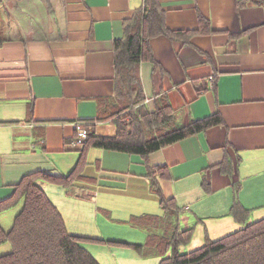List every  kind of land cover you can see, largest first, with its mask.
Masks as SVG:
<instances>
[{
    "label": "crops",
    "instance_id": "1",
    "mask_svg": "<svg viewBox=\"0 0 264 264\" xmlns=\"http://www.w3.org/2000/svg\"><path fill=\"white\" fill-rule=\"evenodd\" d=\"M2 1L0 201L12 197L29 174L64 177L73 170L79 158L75 124L94 122L98 135H114L110 121L96 118L115 98L114 43L144 2ZM158 3L164 27L174 36L147 39L139 65L145 106L166 97L175 110V126L213 113L221 123L146 158L91 149L84 180L68 188L40 181L73 236L101 237L110 221L126 223L154 211L162 216L148 178L161 168L169 178L160 181V188L174 198L179 223L181 210L189 212L190 217H182L186 229L195 225L211 241L243 225L230 216L236 185L240 204L250 211L248 220L264 217V3ZM5 217L0 214V221ZM143 235L109 231L105 241L138 245ZM86 249L94 252V247Z\"/></svg>",
    "mask_w": 264,
    "mask_h": 264
},
{
    "label": "trees",
    "instance_id": "2",
    "mask_svg": "<svg viewBox=\"0 0 264 264\" xmlns=\"http://www.w3.org/2000/svg\"><path fill=\"white\" fill-rule=\"evenodd\" d=\"M249 1V0H245ZM260 4L264 0H258ZM3 1L0 0V6ZM166 34L158 0H144L124 26V37L114 43L115 98L96 121H110L115 127L112 136L98 135L94 122L78 123L86 128V139L77 149L79 158L73 170L64 177L37 172L21 179L9 199L0 201V214L22 209L14 217L9 231L0 227V246L8 244L10 251L0 256V264H99L80 243L87 239L71 235L57 208L51 203L39 182H49L65 188L84 180L83 171L91 149H107L146 158L161 148L179 142L221 123L217 113L193 120L181 126L173 124L175 110L166 97L157 98L151 107L145 97L139 77V65L146 58L149 37ZM188 43V38H183ZM32 106L28 107V116ZM75 141V139H74ZM151 194L158 197L162 216H133L126 223L147 232L144 245L109 242L131 247L143 258L157 257L158 264H264V217L215 241L205 235L200 248L181 253L189 243L193 228L179 229V209L173 197L164 195L160 181L167 180L166 168L148 175ZM239 186L233 189L230 216L238 223L248 221L250 211L238 200ZM103 242V240H97Z\"/></svg>",
    "mask_w": 264,
    "mask_h": 264
},
{
    "label": "rangeland",
    "instance_id": "3",
    "mask_svg": "<svg viewBox=\"0 0 264 264\" xmlns=\"http://www.w3.org/2000/svg\"><path fill=\"white\" fill-rule=\"evenodd\" d=\"M22 205L20 204L19 206H16L15 208H12V209L4 212V213H1L2 215L6 216L5 220L0 221L2 228L6 229L4 231L7 232L11 228L13 219L17 215V213L22 209ZM14 210H15V212H14ZM154 212H155V214H152V215H158L157 211H154ZM181 213H182L183 218H185V216L190 217V213L185 211V210H181ZM136 216L137 215H135V217ZM139 216H141V214ZM182 217L180 220V223H182V224L179 225V229L180 230H186L187 225L185 224V219L182 221ZM249 219H250V216H249ZM254 220L255 219H251V221H253V222H254ZM126 221H128V220H126ZM251 221L250 220L246 221L240 228H243L248 223H251ZM109 223H110V225H109ZM109 223H108V227L110 229H107V230L102 229L103 235H101V237H97V235H94L93 237H86L87 239H93V240H86V241H83L82 243H80L81 246L95 260L97 259L96 260L97 262H99L100 264H158L159 258H157V257L143 258L142 256H140V254L136 250H134L131 247H120V246H117V245H114V244H111V243L105 241V237L107 236L109 231L112 232V235L122 234L125 236V235H127L128 231L133 230L134 232H139V233L144 234L143 237H141L138 240V241H141L142 239H144L143 243L138 244V245H144L146 242V239H147V232L146 231H143V230L138 229V228H133V226H131L130 224L124 223L122 221H110ZM99 224L101 225L100 222H99ZM190 227L193 228L191 240L189 241L188 244L180 247L181 253H188V252H191L193 250H196V249L200 248L202 245H204V243L206 242L204 232H198V230L195 231V229H196L195 225L190 226ZM240 228H238V229H240ZM127 238H129V236H126V239ZM97 240H103V242L100 243ZM110 242H112V241H110ZM86 247H88V248L94 247V252L91 253L88 249H86ZM9 251H10V246L8 244H5L4 246H0V256H2L3 254H5ZM120 251H126L129 254L128 255L127 254L122 255ZM133 259H135L136 261L132 262Z\"/></svg>",
    "mask_w": 264,
    "mask_h": 264
},
{
    "label": "built area",
    "instance_id": "4",
    "mask_svg": "<svg viewBox=\"0 0 264 264\" xmlns=\"http://www.w3.org/2000/svg\"><path fill=\"white\" fill-rule=\"evenodd\" d=\"M74 129L76 132L74 143L76 146H79L86 139V135H87L86 128L79 124H75Z\"/></svg>",
    "mask_w": 264,
    "mask_h": 264
}]
</instances>
